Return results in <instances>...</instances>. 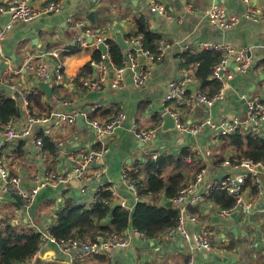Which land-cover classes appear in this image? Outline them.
<instances>
[{
    "label": "crops",
    "instance_id": "1",
    "mask_svg": "<svg viewBox=\"0 0 264 264\" xmlns=\"http://www.w3.org/2000/svg\"><path fill=\"white\" fill-rule=\"evenodd\" d=\"M7 1L0 0V6H3ZM54 1L61 7L59 12L42 15L31 23H15L13 25L4 41L2 52L0 73L3 74L7 71V74H4L7 82L2 88L8 89L10 85H15L17 93L26 90L37 93L38 105L34 102L30 104V111L34 114L51 109L53 106L48 107V105H52L53 98L70 102L67 109L64 107L61 109L82 114L93 103L100 102L101 108L91 117L98 118L103 122L114 118L120 112L126 113L127 120L107 140L108 152L99 163L98 170L102 169L106 172L104 179L106 177L109 182L113 183L128 202H132L133 198L123 180V172L128 168L142 166V163L139 162L150 157L151 151H157L160 155L170 153L176 157L182 155L184 150L196 152L192 165H197L200 169H207L205 182L197 189V194L204 198L212 184L230 172L218 158L220 148L215 146L214 138L207 133L185 136V133L178 129L172 133H163L162 131V115L167 112L165 97L168 93V83L178 76L181 70L180 59L177 57L179 49L176 47L165 49L164 57L153 66L147 84L141 89L136 88L133 81L128 83L129 78L127 86L116 92L106 89V87L103 91L83 92L71 79H75L90 64L93 50L87 48L82 52L83 49L80 51L74 49L75 36H83L85 33L76 24L82 21V23L87 22L92 26L93 23L87 19V16L94 12L95 23L99 21L103 23V32L107 38L117 40L118 36H122L126 40V36L135 31V17L144 13L149 19L150 28L161 33L166 43L186 40L187 43L195 46V43L198 42H224L235 47L248 48L251 56V69L245 73H237L233 67L228 69L232 72L233 78L228 82L226 98L217 102L210 109L212 119L216 123H220L225 119L231 120L236 116L244 117L246 115L243 99L261 98L264 100V22L254 23L242 17L247 8L245 0H217L218 7L225 9L230 16H236L240 20L238 25L226 33L214 28L206 18V11L210 6L215 5L216 0H158L177 17L175 21H169L154 13L148 15L147 8L151 0ZM252 2L257 6L264 7V0H252ZM6 20L8 17L0 12V27L5 24ZM77 21L80 22L77 23ZM58 44H63L74 52L62 60L68 81L62 86L56 87L53 90V97L48 98L36 86V79L32 74L24 71L21 74L15 72L23 68L30 56H36L44 50L53 49ZM36 62V60L32 61L33 64ZM3 64L7 65L5 71L2 69ZM258 65L260 67H257ZM93 75L96 76V72H93ZM208 112L207 106L199 105L194 112H190L188 109L181 110L178 119L181 124L192 126L204 119ZM157 116L161 121L159 127L154 126ZM26 117L27 113L21 112L20 117L15 121L16 126L24 125ZM134 123L141 129L160 128L151 145H142L136 139L130 131ZM85 126L87 127L86 124ZM49 139L56 147L54 157L50 158L45 148L40 151L33 143L25 142V157L17 160V149L21 142L3 146L1 145L3 137L0 134V157L5 158L13 176H21L22 186L27 190L32 187L31 181L38 173L41 174L45 171L64 173L70 170L71 164L64 162L65 155L90 150L96 136L88 127L70 128L66 126L56 131ZM180 142L182 143L180 144ZM147 146L151 149L149 152L144 150ZM209 148L213 152L210 156H206L204 152ZM60 152L62 157L57 162L56 158ZM51 166H54V170L51 169ZM262 183L263 191L260 196L258 193H254L252 188L245 189L244 200L247 204L252 205V209L245 213L235 212L237 214L235 217L234 214L223 217L220 214L221 209L211 203L209 199L202 201L203 203L199 207L200 213H197L199 224H187V229L190 234H194L198 232L200 226H205L213 238L214 251L198 250L194 243L185 242L181 236L172 238L163 234L161 239L148 243L138 237H133L127 248L116 250L113 253L109 263L187 264L192 261L193 264H264V175ZM93 189L94 184L77 180H70L63 185L49 186L41 190L36 202L26 210L18 204L15 206L14 202L16 201L11 198L10 194L0 191V215L31 228L35 225L36 232L46 231L53 223L55 212L63 209L69 198L78 205L90 207ZM86 197L90 199L88 203L85 202ZM43 203L45 204L43 207L44 217L39 219L38 208ZM234 229H237V234L233 233ZM232 241L239 246L237 252L227 250ZM68 260L69 257L61 253L56 244L48 243L45 246L41 242V248L35 255L34 264L45 262L68 264ZM89 261L94 264L93 258L85 259L80 264H87Z\"/></svg>",
    "mask_w": 264,
    "mask_h": 264
},
{
    "label": "built area",
    "instance_id": "2",
    "mask_svg": "<svg viewBox=\"0 0 264 264\" xmlns=\"http://www.w3.org/2000/svg\"><path fill=\"white\" fill-rule=\"evenodd\" d=\"M245 2L247 8L242 14V17L254 23L264 22V7L255 5L252 0H245ZM60 9V5L54 0H8L3 6H0V12L6 15L9 20L8 24L0 27V53L3 52L4 41L15 23H31L42 15L59 12ZM147 10L152 14L163 16L169 21L177 20V17L169 12L167 7L158 0H151ZM206 18L214 28L223 31V33L231 30L240 22L239 18L230 16L225 9L218 7L217 4L208 8ZM77 26L90 27L91 25L84 22L77 24ZM106 40L107 36L104 32L95 29L86 30L83 36H75L74 47L77 51L87 48L93 51H102V45L107 49V54H103L99 62L92 60L88 68L83 69L75 79H71L83 92H88L89 90L103 91L105 87L116 92L127 86L129 78L133 81L136 88H143L149 80L151 69L156 63L161 61L164 57L165 49L169 47L178 48L179 53L188 51L222 52L225 58L214 69L212 76L214 79L222 82V87L219 92L213 97L204 95L200 92L198 81L195 79L192 71L181 66L179 75L171 79L168 83V93L165 97L167 112L176 119L178 130L188 135L207 133L212 138L220 139L222 136L236 133L242 127L254 133L264 132V100L261 98H246L248 110L244 117L236 116L231 120L225 119L220 123H216L212 119L210 111L217 102L226 98L228 82L233 78L232 72L228 70L231 69V64H235V72L237 73H245L251 69V56L248 48H239L224 42H198L194 46L187 43L186 40H178L173 43L170 42V44L163 40L160 43V54L154 55L144 50L142 36L138 35L125 40L127 45V49L123 51L125 61L122 66H117L111 61L109 44ZM176 43H180V46ZM73 52L71 48L63 44H58L53 49H47L38 53L36 56H30L23 68L15 73L21 74L22 71L28 72L35 79L41 82H47L54 90L56 87L62 86L68 81L62 60L65 56ZM33 60L37 62L33 64ZM93 72H96V76L93 75ZM4 74H7V71L3 74L0 73V89L2 91H12L11 93L3 92L12 100L18 102L20 113L26 112L27 117L22 126H16L15 121L17 119L10 125H3L0 121V134L3 137V143L1 145L5 146L18 142L33 143L38 150L42 151L45 148L44 138H51L56 131L66 126L70 128L79 126L78 116L80 114L83 116V126L85 128L88 127L94 133L96 139L90 150L65 155L64 162L71 164L70 170L64 173H52L48 171L41 174L38 173L32 179V187L29 190L23 188L21 176H13L5 158L0 157V191L5 194L13 193L19 195L23 201L22 209L26 210L36 202L42 189L49 186L67 184L70 180H77L94 184L89 208H92L98 202L101 192L108 191L111 195V202L108 201V203L133 212L139 202L137 186L130 179V173L133 169L128 168L122 175L127 189L132 195V202H128L106 177L104 179L106 174L104 170H98L99 163L108 152V138L127 120V114L120 112L112 120L103 122L98 118H91L92 114H96L101 108L102 104L100 102L93 103L82 114L76 111H67L66 109L69 107L70 102L59 98L52 99V105H48V107L53 106L51 109L40 114H34L29 109L30 102L28 96L32 93V90L17 93L15 85H10L8 89H3L2 86L7 82ZM199 105L207 106L209 109L208 115L192 126L181 124L178 119L181 110L188 109L190 112H194ZM62 107L66 109L63 110L61 109ZM85 119L86 122H84ZM130 131L141 144L151 145L157 137L160 128L141 129L134 123ZM212 152L213 150L209 148L204 154L210 156ZM195 155L196 152L190 151L188 156L183 157L184 162L192 164L195 160ZM159 156L160 153L157 151L150 152V157L153 160H157ZM61 157L60 152L56 161L59 162ZM221 162L230 172L225 177L215 181L204 198L197 194V189L205 182L207 176V169L201 168L195 174L194 178L189 180L172 200L174 208L179 212V221L174 229L166 232L167 236L172 238L181 236L185 242L194 243L195 248L198 250L204 252L214 251L213 238L205 226H200L198 232L194 234H190L187 229V224H199V217L197 213L192 212V208H199L205 200H210L211 190L213 189L224 190L236 200V205L233 209L221 210V216L229 217L235 214V212L245 213L252 209V205L247 204L244 200L245 185L247 180L251 179L257 189L258 195L260 196L262 194L264 163L250 159L236 160L233 162L229 159H224ZM8 222L10 221L7 218L0 215V232L7 227ZM34 228L35 225H33L32 229ZM38 233L42 234V243L45 246L48 243H54L58 246L61 253L69 257L68 264H80L85 259L102 255L111 259L116 250L127 248L133 237H138L145 243L150 242L144 233L139 232L132 226H129L123 234H99L94 240L87 242L78 239L57 241L50 234L49 228L46 231H39ZM34 261L35 256L32 258V261L20 264H34ZM187 264L193 263L189 261Z\"/></svg>",
    "mask_w": 264,
    "mask_h": 264
},
{
    "label": "trees",
    "instance_id": "3",
    "mask_svg": "<svg viewBox=\"0 0 264 264\" xmlns=\"http://www.w3.org/2000/svg\"><path fill=\"white\" fill-rule=\"evenodd\" d=\"M79 22L77 21V23ZM134 23L135 31L127 35L126 39L141 35L144 50L159 55L160 43L163 41L162 34L150 28L149 19L144 13L137 15ZM94 24L90 27H79L83 32L89 29L103 31V28H94ZM106 42L109 44L111 61L117 66H122L125 61V54L119 43L116 39L111 38H107ZM102 55L101 50H94L92 60L99 62ZM177 57L180 59L182 67L192 71L198 81L200 92L207 97H213L219 92L222 82L212 76L214 69L225 58L222 52L188 51L179 53ZM37 95L35 92L29 94L30 104L34 102L38 105ZM29 109L31 110V108ZM45 111L47 110L43 112ZM20 115L18 102L12 100L0 89L1 123L10 125ZM155 118L156 124L154 126L159 127L161 121L158 116ZM112 119L113 117L108 121ZM44 141L47 155L50 158L54 157L56 153L54 143L49 138H44ZM221 141L222 145L218 157L220 161L229 159L233 162L250 159L264 163V132L254 133L242 127L234 134L222 136ZM25 147L26 143L21 142L17 149V160L25 157ZM229 152L231 154L228 155ZM189 154L190 150H184L179 157L170 153H163L157 160L148 157L139 162L142 163V166L132 168L130 179L136 184L137 196L139 197V202L133 212L108 203V201L111 202V195L108 191L100 193L98 202L92 208L78 205L69 198L65 202V207L55 212L53 223L49 227L50 234L57 241L78 239L87 242L94 240L99 234H123L129 226H132L144 233L150 241L161 239L162 235L174 229L179 221L178 210L174 206H166L167 202H172L184 185L200 169L197 165L193 166L184 162L183 157ZM51 169L54 170V166H51ZM247 188H252L253 192L257 194V189L251 179L247 180L245 189ZM210 201L221 210H231L236 205L235 198L220 189L211 190ZM14 205L17 206V203L14 202ZM192 212L200 213V209L194 207ZM9 221L7 227L0 232V264L30 262L40 250L42 234L16 220ZM227 250L237 252L239 246L232 241ZM93 261L94 264H110V260L103 255L94 257Z\"/></svg>",
    "mask_w": 264,
    "mask_h": 264
},
{
    "label": "water",
    "instance_id": "4",
    "mask_svg": "<svg viewBox=\"0 0 264 264\" xmlns=\"http://www.w3.org/2000/svg\"><path fill=\"white\" fill-rule=\"evenodd\" d=\"M218 3L219 2L216 0L215 4H218ZM50 14L52 15V13H50ZM87 19L91 23L94 24L95 23V13L91 12L90 14H88ZM8 23H9V20H6L5 24H8ZM117 42L119 43V45L123 51H125L127 49V45H126L125 40L122 36L117 37ZM101 48H102L103 54H107L106 47L104 45H102ZM2 57H3V54L0 53V71H1ZM231 67L235 68V64H231ZM130 82L132 83L131 79L129 80L128 83H130ZM35 84L46 96H48V98L53 97V89H52V87L49 86V84L47 82H41V81L36 79ZM193 90H195V88H193ZM3 91H6L7 93L12 92L11 90H3ZM246 101H247L246 99H243V105H244V111L245 112L248 110V104ZM162 119H163V127H162L163 133H172V132L177 131L178 126H177L176 119L170 113H168V112L164 113L162 115ZM78 123H79V126H83V116L82 115L78 116ZM184 135L188 136V134H186V133ZM181 143L182 142H180V144ZM142 145H144V144H142ZM10 196L12 199H14L16 201V203L20 207L23 206L22 198L19 195L11 193ZM166 206L171 207V206H173V204L170 201V202H167ZM235 215H237V214H234V217H235ZM107 221L109 222V219ZM233 233L237 234V229H234ZM216 260L218 261V259H216Z\"/></svg>",
    "mask_w": 264,
    "mask_h": 264
},
{
    "label": "rangeland",
    "instance_id": "5",
    "mask_svg": "<svg viewBox=\"0 0 264 264\" xmlns=\"http://www.w3.org/2000/svg\"><path fill=\"white\" fill-rule=\"evenodd\" d=\"M151 13L149 12L148 13V15H150ZM103 26V23L102 22H96L95 24H94V28H96V27H98V28H103L102 27ZM85 50H82V52H84ZM78 56H80V55H78ZM2 69L5 71V70H7V65L6 64H3L2 65ZM90 136L91 137H93V135L92 134H90ZM171 137H172V134L170 135ZM214 141H215V146L217 147V148H220L221 147V145H222V141H221V138L220 139H215L214 138ZM175 149V148H174ZM174 149H172V150H174ZM215 149V148H214ZM145 151H150L151 149L149 148V146H147L146 147V149H144ZM90 201V199L88 198V197H86L85 198V202L86 203H88ZM43 207H45V204L43 203L42 205H40L39 206V208H38V218L39 219H41L42 217H44V208ZM48 210H49V208H48ZM48 210H47V214H48ZM49 215V214H48ZM34 222V221H33ZM42 264H54V263H47V262H45V263H42ZM87 264H91V262L89 261V262H87Z\"/></svg>",
    "mask_w": 264,
    "mask_h": 264
},
{
    "label": "bare ground",
    "instance_id": "6",
    "mask_svg": "<svg viewBox=\"0 0 264 264\" xmlns=\"http://www.w3.org/2000/svg\"><path fill=\"white\" fill-rule=\"evenodd\" d=\"M176 44L180 46V43H176Z\"/></svg>",
    "mask_w": 264,
    "mask_h": 264
}]
</instances>
